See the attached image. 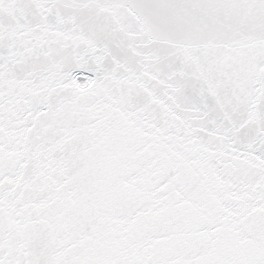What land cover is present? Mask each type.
I'll list each match as a JSON object with an SVG mask.
<instances>
[{
    "label": "snow or ice",
    "instance_id": "6c2138e0",
    "mask_svg": "<svg viewBox=\"0 0 264 264\" xmlns=\"http://www.w3.org/2000/svg\"><path fill=\"white\" fill-rule=\"evenodd\" d=\"M0 264H264V0H0Z\"/></svg>",
    "mask_w": 264,
    "mask_h": 264
}]
</instances>
